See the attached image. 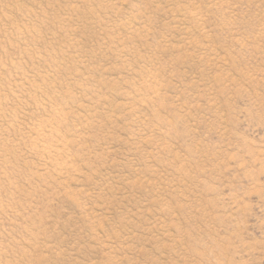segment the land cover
<instances>
[{
    "label": "rangeland",
    "instance_id": "1",
    "mask_svg": "<svg viewBox=\"0 0 264 264\" xmlns=\"http://www.w3.org/2000/svg\"><path fill=\"white\" fill-rule=\"evenodd\" d=\"M0 264H264V0H0Z\"/></svg>",
    "mask_w": 264,
    "mask_h": 264
}]
</instances>
